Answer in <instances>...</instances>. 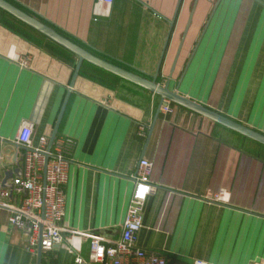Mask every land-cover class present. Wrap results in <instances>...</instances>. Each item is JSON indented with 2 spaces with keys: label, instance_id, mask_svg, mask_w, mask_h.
Wrapping results in <instances>:
<instances>
[{
  "label": "crops",
  "instance_id": "0c3cea01",
  "mask_svg": "<svg viewBox=\"0 0 264 264\" xmlns=\"http://www.w3.org/2000/svg\"><path fill=\"white\" fill-rule=\"evenodd\" d=\"M9 1L94 53L264 133V0H115L106 16L95 15L96 0ZM3 11L1 187L25 171L22 123L34 124L35 144L51 138L72 89L57 134L75 141L64 225L119 239L145 158L154 192L138 247L184 264H264V149L175 103L165 112L158 95L84 63L71 87L78 57ZM221 191L228 202L207 198ZM9 216L0 209V264H37L38 246ZM89 251L87 240L85 264ZM76 256L56 245L43 264H76Z\"/></svg>",
  "mask_w": 264,
  "mask_h": 264
},
{
  "label": "built area",
  "instance_id": "2783aa9c",
  "mask_svg": "<svg viewBox=\"0 0 264 264\" xmlns=\"http://www.w3.org/2000/svg\"><path fill=\"white\" fill-rule=\"evenodd\" d=\"M114 1L96 0L95 15L106 16ZM15 59L22 66L27 65L26 59ZM163 110L173 111L170 101L166 100ZM33 133L34 124L23 122L17 142L25 149V171L12 179L10 187L0 186V209L9 211V222L21 229L32 248L41 242L42 251L46 253L58 245L77 254L76 264H85L87 262L80 256V252L83 242L88 240L90 264H184L167 255L146 251L137 246L138 233L144 226L145 203L154 192L151 181L154 166L152 161L145 158L140 160L134 174L135 184L122 224L121 237L112 241L64 225V185L75 141L69 137L57 136L50 147V138L47 136L40 137L38 144H35ZM207 198L225 203L229 200V194L221 191L210 194ZM187 264L210 263L195 259Z\"/></svg>",
  "mask_w": 264,
  "mask_h": 264
},
{
  "label": "water",
  "instance_id": "95a60500",
  "mask_svg": "<svg viewBox=\"0 0 264 264\" xmlns=\"http://www.w3.org/2000/svg\"><path fill=\"white\" fill-rule=\"evenodd\" d=\"M197 6V1L195 3V8ZM0 9L4 10L5 12L9 13L13 17L17 18L18 20L22 21L23 23L27 24L28 26L32 27L36 31L40 32L47 38L51 39L52 41L56 42L60 46L64 47L68 51L72 52L74 55L78 57V63L76 65V69L74 72L73 80L71 83V87L74 86L75 81L80 73L81 67L84 62H88L98 68H101L111 74H114L128 82H131L139 87H142L161 98L160 108L166 104L165 100L175 103L178 106H181L189 111H192L200 116H203L214 123H218L236 133L245 136L249 139H252L262 145H264V133L253 129L239 121H236L216 110L211 109L201 103H198L185 95L178 93L177 91H173L169 88V83L162 85L158 82L157 77L154 76L152 78L145 77L138 73H135L131 70H128L118 64H115L111 61H108L98 55H95L82 45L76 43L75 41L71 40L67 36L60 33L57 29L51 27L47 23L43 22L39 18L31 15L30 13L26 12L25 10L21 9L14 3L9 0H0ZM189 29V25L186 28L185 34ZM185 36V35H184ZM72 89H69L67 97L64 101L59 119L57 121L55 130L53 135L50 138V147L57 137L62 116L64 110L66 108L67 102L69 100L70 94ZM49 147V149H50ZM48 161V156L47 160ZM13 178V172L9 171L6 173V177L3 181L4 186H10L7 183L9 179ZM37 264H43V251L41 247V242L38 245V261Z\"/></svg>",
  "mask_w": 264,
  "mask_h": 264
},
{
  "label": "trees",
  "instance_id": "16d2710c",
  "mask_svg": "<svg viewBox=\"0 0 264 264\" xmlns=\"http://www.w3.org/2000/svg\"><path fill=\"white\" fill-rule=\"evenodd\" d=\"M4 12V11H3ZM6 15H8L10 18H12V19H14V20H16L15 18H13L11 15H9V14H7L6 12H4ZM16 21H18L19 23H21V24H23L21 21H19V20H16ZM24 25V24H23ZM60 32V31H59ZM61 33V32H60ZM63 34V33H62ZM64 35V34H63ZM74 41V40H73ZM76 43H78V44H80V45H82L81 43H79V42H77V41H75ZM59 45V44H58ZM83 47H85L84 45H82ZM63 48V47H62ZM86 48V47H85ZM65 49V48H64ZM86 49H88V48H86ZM65 50H67V49H65ZM89 50V49H88ZM68 51V50H67ZM89 51H91V50H89ZM70 52V51H69ZM92 53H94L93 51H91ZM72 53V52H71ZM73 54V53H72ZM95 55H98V56H100V57H102V58H104V59H106V60H108V61H111V62H113V63H115V64H118V65H120V66H122V67H124L123 65H121V64H119V63H117L116 61H113V60H111V59H109V58H106V57H104V56H101V55H99V54H97V53H94ZM84 65H89V66H91V67H93V68H95V69H98L99 71H101V72H104L105 74H107V75H109V76H112V77H114L115 79H120V80H124V79H122V78H120V77H118V76H116V75H114V74H111V73H109V72H107V71H105V70H103V69H101V68H98V67H96V66H94V65H92V64H90V63H88V62H84ZM124 68H126V67H124ZM126 69H128V68H126ZM128 70H130V69H128ZM124 81H126V80H124ZM215 125L216 126H218V127H221V128H223V129H226V130H228V131H231V132H234V131H232V130H230V129H228V128H226V127H224V126H222V125H220V124H218V123H215ZM234 133H236V132H234ZM236 134H238V133H236ZM239 136H241V137H243L245 140H247V141H249V142H251V143H254L255 145H257V146H259L260 148H262V149H264V145H262V144H260V143H258V142H256V141H254V140H252V139H249V138H247V137H245V136H242V135H240V134H238Z\"/></svg>",
  "mask_w": 264,
  "mask_h": 264
}]
</instances>
